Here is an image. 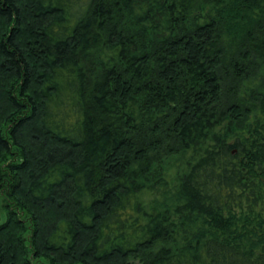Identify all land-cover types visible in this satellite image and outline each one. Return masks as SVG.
<instances>
[{"label":"trees","instance_id":"16d2710c","mask_svg":"<svg viewBox=\"0 0 264 264\" xmlns=\"http://www.w3.org/2000/svg\"><path fill=\"white\" fill-rule=\"evenodd\" d=\"M0 264H264V0H0Z\"/></svg>","mask_w":264,"mask_h":264},{"label":"rangeland","instance_id":"374dc122","mask_svg":"<svg viewBox=\"0 0 264 264\" xmlns=\"http://www.w3.org/2000/svg\"><path fill=\"white\" fill-rule=\"evenodd\" d=\"M155 195H157V194H155ZM152 197H154V194L153 195H151V194L148 195V199H152ZM2 221H3V218H2Z\"/></svg>","mask_w":264,"mask_h":264}]
</instances>
